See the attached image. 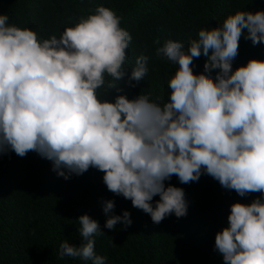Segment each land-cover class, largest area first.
Returning <instances> with one entry per match:
<instances>
[{
  "label": "clouds",
  "instance_id": "clouds-1",
  "mask_svg": "<svg viewBox=\"0 0 264 264\" xmlns=\"http://www.w3.org/2000/svg\"><path fill=\"white\" fill-rule=\"evenodd\" d=\"M8 21L0 15V155L36 152L65 180L97 169L109 192L157 225L172 214L187 215L184 190L166 186L173 175L189 184L206 174L240 197L264 196V60L232 67L242 36L253 46L264 44V11H237L221 26L199 30L187 51L172 40L157 48V56L178 65L167 102L141 94L101 99L127 75L132 41L112 10L99 6L59 38L45 40ZM200 57L203 73L194 74L191 66ZM148 61L136 58L127 76L131 87L147 75ZM102 204L106 229L132 225L129 211L115 215L113 200ZM227 219L215 235L224 264H264L262 199L232 204ZM78 222L86 243L65 240L59 258L105 264L92 238L104 235L99 223L86 214Z\"/></svg>",
  "mask_w": 264,
  "mask_h": 264
},
{
  "label": "trees",
  "instance_id": "trees-1",
  "mask_svg": "<svg viewBox=\"0 0 264 264\" xmlns=\"http://www.w3.org/2000/svg\"><path fill=\"white\" fill-rule=\"evenodd\" d=\"M99 6L115 12L120 27L132 36L126 49L127 75L101 99L114 102L117 95L134 99L141 94L155 102H167L171 92L168 81L178 65L157 56L156 49L172 40L183 43L187 51L199 30L219 27L237 11H264V0H0V15L6 14L10 25L33 30L45 40L52 35L59 38L65 28L95 14ZM140 55L149 57V71L131 87L127 76ZM251 59L264 60V44L253 46L242 36L233 70ZM204 63V57L194 58V74L203 73ZM103 175L90 168L65 180L36 152L25 157L12 151L0 155V264H92L79 257L59 258L65 240L75 246L86 243L78 222L85 214L97 221L104 233L92 238L95 254L106 257L105 264H224L215 250V235L227 226L230 206L250 204L256 198L264 202L261 193L240 197L206 174L189 184H181L173 175L166 186L184 190L187 215L177 218L172 214L157 225L130 200L109 192ZM107 200L115 202V215L131 213L133 223L126 230L120 224L115 230L104 227L107 217L102 202ZM158 200V196L153 198V206Z\"/></svg>",
  "mask_w": 264,
  "mask_h": 264
}]
</instances>
